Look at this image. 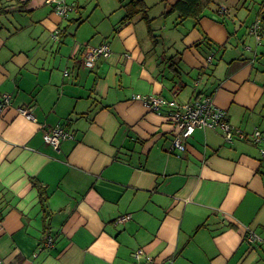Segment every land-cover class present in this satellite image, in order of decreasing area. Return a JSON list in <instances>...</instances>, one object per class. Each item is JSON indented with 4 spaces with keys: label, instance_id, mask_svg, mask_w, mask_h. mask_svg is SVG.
<instances>
[{
    "label": "crops",
    "instance_id": "0c3cea01",
    "mask_svg": "<svg viewBox=\"0 0 264 264\" xmlns=\"http://www.w3.org/2000/svg\"><path fill=\"white\" fill-rule=\"evenodd\" d=\"M143 1L124 19L129 0H65V17L0 0L2 264H264V144L197 128L178 156L171 108L133 98L211 96L232 127L264 135V0L184 20L176 0ZM56 126L71 135L58 149L44 140Z\"/></svg>",
    "mask_w": 264,
    "mask_h": 264
},
{
    "label": "built area",
    "instance_id": "2783aa9c",
    "mask_svg": "<svg viewBox=\"0 0 264 264\" xmlns=\"http://www.w3.org/2000/svg\"><path fill=\"white\" fill-rule=\"evenodd\" d=\"M55 6L56 13L61 17H65L68 12V6L65 0H48ZM260 23L256 21L251 28V34L256 38L257 42L261 41V35L259 32ZM59 32L56 31L52 34V37L58 39ZM110 54V48L108 45H102L100 47L89 48L84 56V65L87 68L92 69L95 64L96 58L107 57ZM134 99L142 101L143 105L148 109L161 113L166 107H170L169 118L174 125V136L170 147L171 152L182 153L185 151V140L190 138L197 128H221L225 133L226 141L231 142L233 138L239 137L241 139H247L256 145L264 144V135L260 131H255L251 135H245L240 130L235 129L227 121V113L225 110L217 108L212 100L211 96H202L196 98L190 102L180 104L176 101H168L156 96H144L134 95ZM10 106V96L3 95L0 99V114L3 110ZM19 113L31 120H36L32 114L30 107L19 108ZM71 137V135L65 132L60 126H56L44 132V140L53 148L58 149L61 140ZM261 155L264 159V146L260 149ZM129 219V216H123L118 218L119 222H125ZM1 224V217H0ZM250 240L254 239V235H250ZM51 240L47 241L50 244ZM143 249H138L134 252L135 258H140L144 255ZM0 264L2 260L0 259ZM148 264H152V259L148 258Z\"/></svg>",
    "mask_w": 264,
    "mask_h": 264
},
{
    "label": "trees",
    "instance_id": "16d2710c",
    "mask_svg": "<svg viewBox=\"0 0 264 264\" xmlns=\"http://www.w3.org/2000/svg\"><path fill=\"white\" fill-rule=\"evenodd\" d=\"M213 2L214 0H176L172 6L171 12L178 13L181 20L187 18L197 19ZM125 8L127 14L124 19H129L134 14L143 12L146 9V6L143 0H129L125 5ZM39 189L41 192L42 205H44L46 195L43 189Z\"/></svg>",
    "mask_w": 264,
    "mask_h": 264
},
{
    "label": "rangeland",
    "instance_id": "374dc122",
    "mask_svg": "<svg viewBox=\"0 0 264 264\" xmlns=\"http://www.w3.org/2000/svg\"><path fill=\"white\" fill-rule=\"evenodd\" d=\"M256 3H257V5L259 6V3L261 2V0H254Z\"/></svg>",
    "mask_w": 264,
    "mask_h": 264
}]
</instances>
